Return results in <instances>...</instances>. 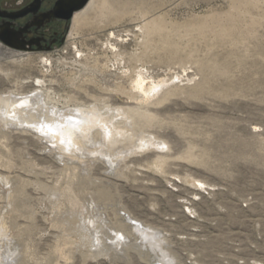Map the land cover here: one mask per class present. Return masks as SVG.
<instances>
[{"label":"rangeland","instance_id":"rangeland-1","mask_svg":"<svg viewBox=\"0 0 264 264\" xmlns=\"http://www.w3.org/2000/svg\"><path fill=\"white\" fill-rule=\"evenodd\" d=\"M0 44V95L95 121L0 117V264H264V0H90L51 51Z\"/></svg>","mask_w":264,"mask_h":264},{"label":"flooded vegetation","instance_id":"flooded-vegetation-1","mask_svg":"<svg viewBox=\"0 0 264 264\" xmlns=\"http://www.w3.org/2000/svg\"><path fill=\"white\" fill-rule=\"evenodd\" d=\"M84 0H0V37L14 50L48 52L64 43L68 16ZM80 10H73L72 16Z\"/></svg>","mask_w":264,"mask_h":264},{"label":"bare ground","instance_id":"bare-ground-1","mask_svg":"<svg viewBox=\"0 0 264 264\" xmlns=\"http://www.w3.org/2000/svg\"><path fill=\"white\" fill-rule=\"evenodd\" d=\"M153 87L155 86L151 85L142 89L147 92ZM0 117L6 123H17L41 131L51 128L56 133L58 132L61 140L62 138L72 140L73 144L75 143L76 145L81 142V137L77 134L78 130L76 128H88L95 123L93 111L90 109L85 111L70 109L68 112H63L54 104L48 102L45 98V93L40 89L32 90L27 94L8 93L0 95ZM69 117H72V119L69 120ZM169 261L171 260H164L167 264H170Z\"/></svg>","mask_w":264,"mask_h":264},{"label":"water","instance_id":"water-1","mask_svg":"<svg viewBox=\"0 0 264 264\" xmlns=\"http://www.w3.org/2000/svg\"><path fill=\"white\" fill-rule=\"evenodd\" d=\"M89 1L90 0H84L79 5L73 7L72 10H71V12H73V10H82L83 8H85L87 6V4L89 3ZM71 12H70V15L68 16V20H71L72 21L73 16H72V13ZM70 22H69V24H70ZM0 40L2 42H4L5 44L9 45V46H15L14 43H12L11 41H9L7 39H4V38L0 37Z\"/></svg>","mask_w":264,"mask_h":264},{"label":"snow or ice","instance_id":"snow-or-ice-1","mask_svg":"<svg viewBox=\"0 0 264 264\" xmlns=\"http://www.w3.org/2000/svg\"><path fill=\"white\" fill-rule=\"evenodd\" d=\"M68 119L71 120L72 117H69ZM49 131H53V130L51 128H49ZM121 239H122V237H121Z\"/></svg>","mask_w":264,"mask_h":264}]
</instances>
